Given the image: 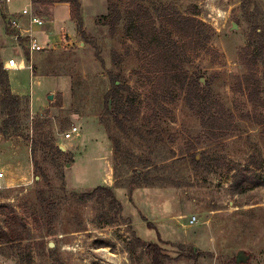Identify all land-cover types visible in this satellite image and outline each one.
Wrapping results in <instances>:
<instances>
[{
    "label": "rangeland",
    "instance_id": "obj_1",
    "mask_svg": "<svg viewBox=\"0 0 264 264\" xmlns=\"http://www.w3.org/2000/svg\"><path fill=\"white\" fill-rule=\"evenodd\" d=\"M26 1L11 0L8 10L20 11ZM78 1L80 23L71 20L69 5L33 0V13L38 12L48 23L33 26L32 34L43 45L49 41L50 47L31 56L32 72L25 68L8 71L11 85L27 94L17 114L18 124L0 133L4 165L0 228L4 227L5 211L12 210L28 227L29 239L0 243V264H151L137 238L157 244L169 258L165 264H264V140L256 125L258 118L264 120V109L255 110L244 93L233 91L231 81V75L246 72L239 52L255 38L254 28L264 26V0H151L174 6L181 13L196 12L214 32L209 45L217 53L194 55L190 70L222 101L236 125L216 143L205 139L201 120L182 100L149 106L152 94L142 86L143 77L136 70L142 62L132 57L136 46L121 33L113 36L110 26L99 20L107 12V0ZM20 21L22 28L28 27V16ZM12 44L16 45L6 36L0 13L2 57L14 48ZM126 50L131 57L120 62ZM12 56L27 62L20 46ZM256 61L249 70L260 77L262 65ZM116 90L128 100L127 121L146 117L162 138L156 161H167L164 168H154L155 176L177 175L181 185L134 189L115 185L111 136L121 138L120 154L131 169H139L148 155L140 136L130 131L126 138L107 113L112 112L113 102L108 100L106 110V95ZM31 99L42 102L36 111L30 107ZM5 118L0 116V127ZM71 126L77 131L65 139L63 133ZM32 140L40 142L38 150L46 142H54L64 148V154L58 157L49 152L50 162H45L40 151L32 153ZM193 154L199 162H192ZM26 157L32 172L22 178L23 183L8 186L6 178L14 176L9 163H22ZM121 164L118 172L129 176L131 171L123 170ZM34 165L48 174L49 186L43 184L41 169L36 175ZM239 165H248L261 179L260 186L241 195L234 192L231 181L232 168ZM36 180H42L48 191L64 187L58 192L64 199L57 206L51 236L37 205ZM106 184L122 206L123 220L110 224L104 223V214L93 203L81 204L70 195ZM191 216H195L193 224L188 222ZM239 252L245 257L236 262Z\"/></svg>",
    "mask_w": 264,
    "mask_h": 264
},
{
    "label": "trees",
    "instance_id": "obj_2",
    "mask_svg": "<svg viewBox=\"0 0 264 264\" xmlns=\"http://www.w3.org/2000/svg\"><path fill=\"white\" fill-rule=\"evenodd\" d=\"M41 1L44 4L67 3L71 20L80 23L78 0ZM196 15V12L181 13L174 6L155 3L151 0H107V12L101 15L99 20L107 27L110 26L108 28L113 36L121 33L123 38L126 37L136 46L132 57L142 62L136 70H140L137 73L143 77L142 86L152 94L149 106L155 108L166 105V103L173 104L179 99L182 100L184 106L201 120L205 139L210 143H216L231 134L236 125L222 101L214 96L208 86H202L196 72L190 70L194 55L200 52L209 55L217 53L209 45L214 34L213 30ZM253 34L255 40L250 38L247 45L239 52V61L246 72L242 75H231V81L233 91L244 93L256 110L257 108L264 109V26L254 28ZM251 56L253 60L250 61ZM130 57V52L126 50L118 60L125 62ZM256 60H259L262 65L260 77L251 74L249 70L252 64L257 63ZM106 99V110L109 108L108 100L113 102L112 112L107 113L113 118L116 127L126 135V138H129L130 131L138 134L142 141L141 145H144L143 148L148 152L140 168L132 167L131 169L128 162H124L123 154H120V150H123L121 138L111 136L114 143L112 161L115 185L126 186L129 189L181 185L182 182L177 175H174L175 177L155 176L154 168L159 166L164 168L167 159L156 161V149L160 146L162 138H158L152 126L150 127L149 119L145 117L137 121L133 118L127 121L129 120L127 111L129 103L117 90L106 95ZM24 101V97L11 92L8 73L3 68V58L0 54V116L6 117L0 127V133H5L18 124L17 114ZM120 116L125 117L126 120L124 121V118ZM256 122V125L262 129L264 140V120L258 118ZM102 123L108 128L106 121L103 120ZM107 131L110 133V130ZM39 143L31 141L33 154L38 150ZM38 151L44 155L45 162H50V158L46 156L49 152L58 157L64 154V151L54 142H46ZM191 160L199 162L197 154H193ZM173 161L175 163L177 159ZM120 163H122L121 166H125L123 170L131 171L129 176L128 173L121 175L118 172ZM40 169L42 176L45 177L43 184L49 186L50 178L40 166H35L36 175ZM232 170L231 181L235 193L241 195L261 185V179L248 165L235 166ZM160 171H163L160 174L165 173L163 169ZM42 182V180H36L39 184L37 205L40 206L44 227L48 233L51 230L49 233L51 236L55 234L57 206L64 199L62 192L59 194L58 192L64 187L48 191L44 189ZM70 195L81 204L93 203L98 213L104 214L106 224L123 220L122 206L110 186L97 185L87 191H71ZM3 224L4 227L0 228V243L15 244L29 239L28 227L12 210L5 211ZM136 241L150 255L151 264H165V259H169L157 244L147 243L139 238Z\"/></svg>",
    "mask_w": 264,
    "mask_h": 264
},
{
    "label": "built area",
    "instance_id": "obj_3",
    "mask_svg": "<svg viewBox=\"0 0 264 264\" xmlns=\"http://www.w3.org/2000/svg\"><path fill=\"white\" fill-rule=\"evenodd\" d=\"M11 3V0H0V13L2 14L5 27L9 28L11 31L8 33L7 37L12 40L17 46L22 47L26 55L27 62H24L22 59L19 61L16 60L12 55L7 57L3 61V68L6 70L9 69H20L25 68L30 72L33 71V64L30 62V58L34 53H38L43 51L46 48L50 47V42L47 41L46 45L41 44L36 37L32 34V27H42L47 21L44 17L40 16L37 12L34 14L33 0H28L22 6L20 11H9L8 6ZM23 15L28 16V27H21V17ZM55 43V42H54ZM53 47V45L51 46ZM77 131L76 126H71L67 129L63 136L65 139H70ZM4 177L3 170L0 169V179ZM190 224L195 222V216H191L188 220Z\"/></svg>",
    "mask_w": 264,
    "mask_h": 264
},
{
    "label": "crops",
    "instance_id": "obj_4",
    "mask_svg": "<svg viewBox=\"0 0 264 264\" xmlns=\"http://www.w3.org/2000/svg\"><path fill=\"white\" fill-rule=\"evenodd\" d=\"M64 4H66L67 6H68V4L67 3H64ZM2 15V14H1ZM47 21V20H46ZM47 23H48V21H47ZM46 23V24H47ZM8 30H7V28L5 27V34H6V36L8 35ZM49 34L51 35V32H49ZM55 38V37H54ZM51 40H55V39H52V38H50ZM13 46H14V48L12 47L10 50H8V52H6V54L5 55H3L4 57H2L3 58V61L7 58V57H9V56H11V55H13V53H15L16 51H17V45H14V44H12ZM2 49H0V51H1ZM1 54V56H2V52L0 53ZM11 69H9V70H7V73H8V78H9V85H10V89H11V92L13 93V94H15V95H18V96H21V97H23V96H25L27 93H25V92H23V91H20V90H18V89H15L14 87H13V85H11V80H10V77H9V72L8 71H10ZM42 103V102H41ZM41 103H35V102H33L32 101V99H31V109H32V111H36L38 108H39V105H41ZM26 155H28L27 154V152H26ZM9 165H11L10 167L11 168H13V177L12 178H10V177H7L6 178V183L8 184V186H14V185H18L19 183H23L22 182V178L24 177V176H28V173H31L32 172V164H31V161H29L28 159H27V157H26V159H24L23 161H22V163H20V161L19 162H17L15 165L13 164V163H9ZM6 167H7V164L5 165ZM0 169L1 170H4V165H2V162H1V159H0ZM3 179V178H2ZM2 179H0V181L2 180ZM107 186H108V184H106Z\"/></svg>",
    "mask_w": 264,
    "mask_h": 264
},
{
    "label": "water",
    "instance_id": "obj_5",
    "mask_svg": "<svg viewBox=\"0 0 264 264\" xmlns=\"http://www.w3.org/2000/svg\"><path fill=\"white\" fill-rule=\"evenodd\" d=\"M48 99H52V94H49L48 95ZM60 149H64L62 146H60ZM243 257H245L244 255H243V253H241V252H239L237 255H236V262H239Z\"/></svg>",
    "mask_w": 264,
    "mask_h": 264
}]
</instances>
